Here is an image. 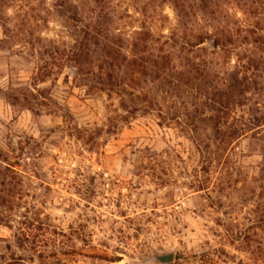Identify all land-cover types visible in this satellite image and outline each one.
<instances>
[{
	"label": "rangeland",
	"instance_id": "obj_1",
	"mask_svg": "<svg viewBox=\"0 0 264 264\" xmlns=\"http://www.w3.org/2000/svg\"><path fill=\"white\" fill-rule=\"evenodd\" d=\"M0 264H264V0H0Z\"/></svg>",
	"mask_w": 264,
	"mask_h": 264
},
{
	"label": "water",
	"instance_id": "obj_2",
	"mask_svg": "<svg viewBox=\"0 0 264 264\" xmlns=\"http://www.w3.org/2000/svg\"><path fill=\"white\" fill-rule=\"evenodd\" d=\"M175 258V255L173 253H167V254H161L158 255L155 260L161 262V263H171Z\"/></svg>",
	"mask_w": 264,
	"mask_h": 264
}]
</instances>
